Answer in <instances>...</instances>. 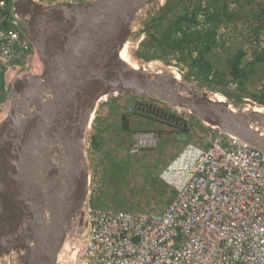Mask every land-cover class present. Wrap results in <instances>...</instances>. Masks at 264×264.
Listing matches in <instances>:
<instances>
[{
	"label": "water",
	"instance_id": "1",
	"mask_svg": "<svg viewBox=\"0 0 264 264\" xmlns=\"http://www.w3.org/2000/svg\"><path fill=\"white\" fill-rule=\"evenodd\" d=\"M163 1L11 0L41 67L15 79L0 118V258L20 251L24 264H76L88 231L86 132L104 97L156 100L264 153L263 105L218 100L192 82L199 93L184 94L174 71L147 68L131 51L139 68L120 57Z\"/></svg>",
	"mask_w": 264,
	"mask_h": 264
},
{
	"label": "built area",
	"instance_id": "2",
	"mask_svg": "<svg viewBox=\"0 0 264 264\" xmlns=\"http://www.w3.org/2000/svg\"><path fill=\"white\" fill-rule=\"evenodd\" d=\"M38 67L11 6L0 0V118L12 83ZM212 133L206 146L185 144L160 172L173 191L163 211L88 205L76 264H264V153Z\"/></svg>",
	"mask_w": 264,
	"mask_h": 264
},
{
	"label": "rangeland",
	"instance_id": "3",
	"mask_svg": "<svg viewBox=\"0 0 264 264\" xmlns=\"http://www.w3.org/2000/svg\"><path fill=\"white\" fill-rule=\"evenodd\" d=\"M248 1L251 2L249 5H231L230 9L235 16L232 21L222 24L218 29L219 47L215 48L210 56L218 69L223 70L227 59L238 49L250 52L253 46L264 48V29L259 37L260 41L257 42L247 23L252 13L264 9V0ZM165 3L166 0L152 4L147 10L155 12ZM139 38V41H142L144 35L139 33L132 36L123 48V58L129 65L139 66L130 56V51L136 56ZM146 63L147 68L152 70L164 68L174 71L180 84L190 86L187 84L189 81L184 78L185 69L177 67L175 63L172 66H166L160 60ZM260 78L261 73H258L250 79L245 88L247 94L259 89ZM226 91L232 96L238 94L232 86L226 87ZM196 92L198 90L193 88L192 94ZM214 93H217V99H225L231 103L236 101L235 98L225 97L217 89ZM242 102L257 104L246 94L243 95ZM141 104H149L164 111L167 109L165 104L156 100L130 95L104 97L98 103L86 132L87 158L91 174L88 205L133 212L163 211L171 202L173 191L159 179L160 172L185 144L206 146L213 136L212 129L205 127L196 117L186 112L176 110V116L182 118L183 122L175 125L173 121L164 123L157 117L153 118ZM254 110L263 112L261 108ZM124 122L126 127H123ZM94 136H99V145L95 149L91 143ZM140 141L142 145L135 147ZM113 164L124 168L118 179L111 174ZM25 258L20 251H13L0 258V264H24Z\"/></svg>",
	"mask_w": 264,
	"mask_h": 264
},
{
	"label": "trees",
	"instance_id": "4",
	"mask_svg": "<svg viewBox=\"0 0 264 264\" xmlns=\"http://www.w3.org/2000/svg\"><path fill=\"white\" fill-rule=\"evenodd\" d=\"M5 1L9 6L11 0ZM250 3L248 0H166L161 8L143 21L139 33L144 35V39L139 43L136 56L145 62L160 60L166 66L175 63L177 67L185 69L186 80L212 92L217 89L225 97L235 98L236 104L242 102L243 95L246 94L254 102L264 106L263 47L253 46L250 52L236 50L227 59L223 70L218 69L210 58L212 51L219 47V27L232 21L235 16L230 6ZM247 23L251 35L259 42L264 29V9L252 13ZM258 73H261L259 89L247 94L246 85ZM228 86L234 87L238 94H228ZM141 105L146 108L147 114H152L153 118L157 117L164 123L173 121L178 125L177 123L183 122L182 118L176 116V111L165 105L166 111L149 104ZM124 124L123 127H126V122ZM98 139L99 136H94L91 140L94 149L99 145ZM123 170L122 166L113 164L111 174L118 179Z\"/></svg>",
	"mask_w": 264,
	"mask_h": 264
},
{
	"label": "bare ground",
	"instance_id": "5",
	"mask_svg": "<svg viewBox=\"0 0 264 264\" xmlns=\"http://www.w3.org/2000/svg\"><path fill=\"white\" fill-rule=\"evenodd\" d=\"M123 52H124V50H122L121 51V53H120V57L125 61V59L123 58ZM39 64H40V62H39ZM137 65V64H136ZM134 65V64H131V66L132 67H134V68H139V66L137 65ZM40 66H41V64H40ZM36 69V71L39 69V67L38 68H35ZM179 83V82H178ZM181 85V91H183L184 92V94H190V93H193V88L192 87H190V86H187V85H183V84H180ZM199 92V91H198ZM198 92H196V93H198ZM195 94V93H194ZM218 100H220V99H218ZM255 111H257V112H262V111H258V110H255ZM90 190V189H89ZM90 193V192H89Z\"/></svg>",
	"mask_w": 264,
	"mask_h": 264
}]
</instances>
